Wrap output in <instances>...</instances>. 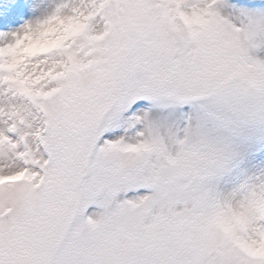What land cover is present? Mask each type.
I'll list each match as a JSON object with an SVG mask.
<instances>
[{"label": "snow or ice", "instance_id": "obj_1", "mask_svg": "<svg viewBox=\"0 0 264 264\" xmlns=\"http://www.w3.org/2000/svg\"><path fill=\"white\" fill-rule=\"evenodd\" d=\"M0 264H264V0H0Z\"/></svg>", "mask_w": 264, "mask_h": 264}]
</instances>
